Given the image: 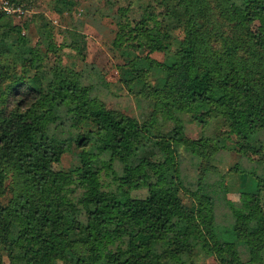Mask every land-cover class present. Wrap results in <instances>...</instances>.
I'll return each mask as SVG.
<instances>
[{
    "label": "trees",
    "instance_id": "1",
    "mask_svg": "<svg viewBox=\"0 0 264 264\" xmlns=\"http://www.w3.org/2000/svg\"><path fill=\"white\" fill-rule=\"evenodd\" d=\"M8 1L22 14L0 8V264L216 260L196 205L179 188L173 155L181 145L197 158V203L207 201L212 218L221 219L218 243L237 252L234 264H264V170L258 169L264 163L257 157L264 149V0H148L137 18L132 3L105 0L114 46L142 53L118 66L123 85L138 86L150 108L142 125L91 94L98 76L93 64L82 74L69 68L45 73V50L28 45L21 28L32 19V0ZM75 6L53 0L51 9L70 15ZM37 28L46 51L56 53L47 23ZM178 29L185 36L173 52L170 34ZM26 67L34 68L40 87L20 73ZM196 108L192 119L200 126L217 120L224 127L214 143L181 135L175 113ZM158 119L174 122L173 147L165 139L142 140L153 137ZM225 141L249 166L237 163L214 179L210 162ZM73 146L78 165L55 169L58 148ZM114 161L122 165L120 182L104 190L99 174ZM229 174H240L238 194L248 204L227 197ZM132 189H145V196L133 197Z\"/></svg>",
    "mask_w": 264,
    "mask_h": 264
},
{
    "label": "rangeland",
    "instance_id": "2",
    "mask_svg": "<svg viewBox=\"0 0 264 264\" xmlns=\"http://www.w3.org/2000/svg\"><path fill=\"white\" fill-rule=\"evenodd\" d=\"M74 1L76 2V6L70 15L66 13L62 16H58L54 14L51 9L53 0H32L29 4L27 14L31 16L32 19H28L26 22L21 23V28L23 29L25 38L28 40V45H37L38 49L42 52L45 50L43 53L46 58V66L44 67L45 73H48V68H52L53 70L69 68L82 74L90 63L93 64L96 67L98 76L92 79V81L97 84H95L91 94L96 95L98 99L105 104L106 108L116 110L122 115L134 118L142 125L150 118V108L147 102L139 96L138 86L128 89L123 85L120 81L118 69V66L123 65L125 61L127 62L128 58L132 57L134 54L142 53L134 52L129 49L131 53L125 47L116 48L114 46L113 40L115 38L116 29L114 19L104 17L103 15L104 9L109 6L105 3V0ZM147 1L148 0H109L113 6L126 7L129 3H132L134 11L132 17L135 18L139 15L140 5H145ZM18 20H22V18ZM14 22L17 23L18 21L15 20ZM44 23H47V29L50 31L52 43L58 47L56 53L47 52L46 47L41 44L42 35L37 26ZM170 35L169 49L174 52L178 49L180 41L184 38L185 31L178 29L172 31ZM15 40L16 36L14 34L8 36L9 42H14ZM71 42L76 46V49L66 46ZM150 57L158 61L163 60V54L161 53H153ZM19 71L28 76V82L32 86H41V80L34 68H20ZM193 113L197 114V108L192 111H179L175 113V117L181 125L180 131L184 139H203L209 143H214L218 138L220 139L219 136L224 130V127L219 121L212 120L208 126H200L192 119ZM174 126L173 121L158 119L154 127L151 128L150 135L159 137H150L149 139L143 137L142 140L151 145L154 141L165 139L172 144L171 146L173 147V141L168 139V136ZM225 143L226 146L218 150L214 156L215 159L210 162L212 171L214 172H212L211 178L215 179L218 178L219 174L223 175L227 173L228 170L237 163L249 166L246 160L241 158L239 153L233 150V144L230 141H225ZM56 154L55 169L69 170L76 167L79 163V149L74 146L69 150L58 148ZM257 157H260L261 162L264 163V149L262 154ZM173 158L175 159L180 177L179 188L183 199L192 200L193 204L196 205V218L207 234L212 249L215 252L216 260L213 257L211 259H201L198 264H234L233 260L237 258V252L235 254L234 250H229L227 245L218 243V227H216V225L220 223L221 219H216L217 217L212 218L207 201L197 203V178L199 173L197 170V158L193 159L191 155L185 151L184 145L177 148V153L173 155ZM258 169L262 172V170H264V164ZM122 171V165L117 161H114L110 167L101 170L99 182L102 188L104 190H116L120 182L118 177H121ZM259 174L260 172H256V175ZM225 179L230 190L227 197L232 201H245V203L248 204V199L238 194L240 174H229ZM129 193L133 197L141 198L145 196L146 192L145 189H132ZM262 197V205L264 208V194H262ZM215 221L217 223H215ZM261 245L264 249V245ZM4 264H8V262L5 260Z\"/></svg>",
    "mask_w": 264,
    "mask_h": 264
},
{
    "label": "built area",
    "instance_id": "3",
    "mask_svg": "<svg viewBox=\"0 0 264 264\" xmlns=\"http://www.w3.org/2000/svg\"><path fill=\"white\" fill-rule=\"evenodd\" d=\"M0 8L7 14H22L20 6L14 7L8 0H0Z\"/></svg>",
    "mask_w": 264,
    "mask_h": 264
}]
</instances>
